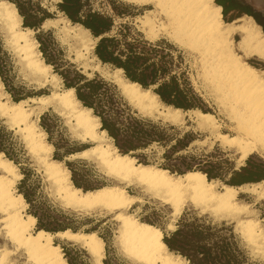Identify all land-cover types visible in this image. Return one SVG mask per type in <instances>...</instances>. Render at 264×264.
I'll return each mask as SVG.
<instances>
[{
	"label": "bare ground",
	"instance_id": "6f19581e",
	"mask_svg": "<svg viewBox=\"0 0 264 264\" xmlns=\"http://www.w3.org/2000/svg\"><path fill=\"white\" fill-rule=\"evenodd\" d=\"M125 1L145 8L136 21L142 23L141 32L147 40L164 37L193 55L203 87L213 96L228 121L227 131L213 113L200 109L183 111L165 105L150 88H142L126 79L121 69L109 71L101 67L93 54L100 75L116 84L121 95L143 116L155 113L157 118L174 125L183 124L187 119L207 134L205 139L194 140L193 144L209 139L211 144L216 142L232 150L235 168L244 165L252 154L264 159V69L250 62L257 59L264 64V31L253 17L244 15L225 21L221 6L214 0ZM58 24L67 40L76 45V58H85L93 51L97 38L65 17L48 18L42 28ZM0 30L34 80L39 84L61 81L51 65L44 62L35 31L23 26L16 6L8 0H0ZM236 36L238 40H235ZM84 65L88 66V63ZM192 84L197 87L195 80ZM48 108L64 115L73 124L75 137L91 143L65 158H95L104 168L105 175L114 179V184L92 190H83L73 184L71 172L64 162L51 156L53 145L38 124L40 115ZM0 115L8 118L10 129L21 132L62 206L113 215L112 219L118 223L116 242L127 260L121 264H187L180 255L168 250L158 226L129 211L135 203L143 201V196L167 205L171 210V221L180 217L186 205L201 214L210 213L217 220L231 219L241 238L254 251L264 255V217L257 216L255 203L239 197L248 194L256 202L264 201V179L232 185L209 179L198 170L179 174L140 162L131 153H121L112 138L101 129L99 118L76 98L73 88H57L48 94L13 101L0 80ZM22 176L18 166L0 152V237L10 245V248L6 244L0 246V264H18L15 257L19 256L24 258L21 264H69L55 238L85 250L92 264H102L104 240L96 231L35 229L37 219L26 212L28 203L16 187ZM128 186L138 187L140 195L129 193ZM167 228L173 230L175 224L169 222Z\"/></svg>",
	"mask_w": 264,
	"mask_h": 264
},
{
	"label": "trees",
	"instance_id": "16d2710c",
	"mask_svg": "<svg viewBox=\"0 0 264 264\" xmlns=\"http://www.w3.org/2000/svg\"><path fill=\"white\" fill-rule=\"evenodd\" d=\"M8 1L16 6L22 17L23 26L37 31L34 37L39 44L38 48L44 62L51 65L52 71L61 78L64 87L73 88L75 96L81 104L90 108L92 113L99 118L101 129L105 130L107 135L112 138L113 144L119 152H133L134 155H132L137 156L135 152L145 150L157 143L163 147L170 146L169 149L174 153L177 148H185L193 140L187 133L182 137L167 135L166 124L141 116L136 110H132L124 101L116 84L104 79L97 72L89 77L73 63L65 60L62 50L57 47L56 41L49 31L41 29L42 23L51 15L38 0ZM215 1L220 4L219 0ZM123 6L127 8L126 5ZM111 7L118 17L130 14L125 10H118L114 3H111ZM56 8L72 24L83 26L90 31L93 37L97 38L93 54L102 65L110 66L112 69H121L126 79L138 83L142 88H150L165 105L183 111L190 109L207 111L203 107L201 98L194 92L185 72L180 74L175 72V67L179 66L173 54V51H176L173 45L163 39L154 42L146 40L139 32L132 31L127 23H120L119 27L114 29L113 16L95 10L92 7V0H59L56 3ZM223 12L226 15L225 8H223ZM10 69L9 55L0 43V80L5 91L13 101L32 96V93L24 91L23 86L15 88L13 83L7 80ZM45 117L46 113L40 115L39 125L47 133H50L51 130L45 122ZM186 137L188 138L187 142L181 143L182 139ZM48 141L54 147L53 158L62 161L64 157L86 148L65 150L59 153L60 147L51 140ZM172 141L174 143H171ZM18 151L12 131L8 130L0 120V152L19 167L23 174L19 183V192L27 203L32 204L29 195L20 189L28 181L29 171L22 165ZM163 156L168 157V152L165 151ZM187 157L190 161H185L183 167H176V173L198 170L205 173L209 179L224 180L212 169L200 167V162H196L195 155L190 154ZM226 161L230 171V179L225 181L228 184L233 185L232 181L235 179L249 178L252 181H259L261 177H264V170H262L264 164H247L237 171L233 169L231 161ZM81 162V159L64 161L71 172L73 184L83 190L101 187L102 185H89L81 182L78 177L80 169L76 167V164ZM192 162L195 164L193 165ZM160 166L168 169L165 165ZM169 170L173 172L172 169ZM28 213L36 217L37 229L57 232L67 228L65 226L50 227L42 222L36 211H28ZM159 228L162 230V240L168 250L180 255L187 261V264H260L251 261L247 250L242 246L231 225H227L224 221L213 223L207 214L185 210L177 219L173 230L166 231ZM68 263L72 264L70 261Z\"/></svg>",
	"mask_w": 264,
	"mask_h": 264
},
{
	"label": "rangeland",
	"instance_id": "374dc122",
	"mask_svg": "<svg viewBox=\"0 0 264 264\" xmlns=\"http://www.w3.org/2000/svg\"><path fill=\"white\" fill-rule=\"evenodd\" d=\"M38 1L41 3V5L44 8H46L47 12L51 15V17L49 18L57 19V18L65 17L56 8V3L59 0H38ZM240 1L249 4L253 10L264 13V0H240ZM111 3H114L118 10L120 11L125 10L130 14L125 15V17H118L117 15H115L111 7ZM123 5H126L127 8H124ZM92 7L95 10H98L104 14L113 16L114 25H115L114 29H117L120 23H127L128 26L132 29V31L139 32L143 36V38H145L144 34L141 32L142 23L136 21V17L140 16L145 12V8L137 4L127 2L125 0H92ZM221 15L223 20L231 21L240 16H244L248 14L238 11L237 9H231L228 13H226V15H224V12L221 11ZM255 22L258 23L256 20ZM60 26H61L60 24L56 26L47 25L46 27H43L41 29L43 31H49L50 35L56 41L57 47H59V49L62 50L65 60L69 61L70 63H73L81 72L83 71L82 73L86 74L89 77L93 76L95 72L100 74L99 73L100 70L98 69V67L95 66L98 64V61L96 59L94 60L92 57L93 51H91L88 55H86L85 58L82 59L76 58L75 56L76 45L72 41L67 40V38L64 36L63 32L61 31ZM261 29L262 31H264V28L261 27ZM4 34L5 33L2 30H0V43L2 45V48L9 55V60L11 64V69L7 74L8 75L7 80L12 82L15 88H18L19 86H23L24 91L28 93H32V96L48 94L52 90H55L57 88H65L62 81H57L56 84L51 81H47L46 83H43L45 85L44 86L43 84H39L36 80H34V77L28 73V71L24 68L21 61L19 60L18 56H16L17 55L16 52L7 42L6 35ZM160 39H163L165 42L173 45L176 48V51H173V54L175 55L179 67H175V72L177 74H180L183 71L185 72V75L188 77L194 92L203 101V107L207 111L213 113L221 121L223 130L227 131L226 127L228 121L224 117L221 108L216 103L213 96L209 93V91H207L206 88L203 87L202 79L198 74V65L195 62L193 55L190 54V52L185 48L183 47L180 48V46L174 44L173 42L169 41L164 37H160L159 39L152 40V42ZM238 39L239 37L236 36L235 40ZM250 62L257 67L264 69V64H262L257 59H252ZM87 63L88 66L84 65ZM100 66L105 67L109 71L114 70L107 65L101 64ZM194 80L197 83V87H194L192 84ZM53 85L55 86L53 87ZM122 97L124 101L129 105V107L132 110H135L128 103V100L124 96ZM43 113H46L45 122L47 123L51 132L47 133L40 125L39 126L45 131L47 140H51L60 147L59 153H62L65 150H79L81 148L88 147L91 145L90 142H82L77 137H75L76 136L75 128L74 127L72 128L73 124L69 122L64 115L60 116L57 112H54V109L52 108H48ZM137 113L143 116L138 111ZM144 117H149L154 121H161L163 124H166L167 135L182 137L185 133H187L190 135V137L193 138V140L185 148L182 149L177 148L176 149L177 151H175L174 153L171 152V150L169 149L170 146L163 147L161 145H158L157 143H154L145 150L142 151L139 150L135 152L137 155L135 157L140 162H147L149 164H154L158 166L165 165L168 167V170L172 169V171L176 173L175 168L183 167V163L185 161L186 162L190 161L187 156L192 154L197 157L196 162H200V167L212 169L215 173L221 175L224 178V180L215 178L221 182L229 181L230 179L229 164L226 160L231 161L234 167L233 169L237 171L240 170L242 166H246L247 164L248 165L252 163L264 164V159H262L257 154H252L246 159L244 165L235 168L236 167L235 154L233 153L232 150L222 147L216 142L211 144V141L209 139H206V141L204 142L197 141V143L193 144L194 140L205 139L207 134L197 129L187 119L183 124L174 125L169 122L167 123L162 119L157 118L155 113L150 116H144ZM0 120L8 130L12 131L14 140L16 142V148L19 149L18 157H20L21 159L20 161H22V165L24 166V168L29 171L28 181L20 188L24 190L32 200V204L28 203L26 212L36 211V213L41 217L42 222L50 227L65 226L67 228L70 229L72 228L75 230H94L104 240L105 258L103 259L102 264H121L127 262L126 258L122 255L119 249L118 242H116L117 241L116 230L118 227L117 226L118 223L112 219L113 215L111 213H100L98 211H90V212L76 211L62 206L58 198H56L54 188L47 179L45 173L43 172V168L41 167L40 163L38 162V160L36 161L35 156H32L31 152L28 150L21 132L9 128L10 121L8 120L7 117H2L0 115ZM187 140H188L187 137L183 138L181 143H186ZM171 143H174V141H172ZM165 151L168 152V157L163 156V153ZM53 153H54V149L51 154L52 157H53ZM131 154H133V152ZM79 159H81L82 162L76 164V167L80 169L78 172L79 173L78 177L79 179H81L82 183H86L89 185H106V184L115 183L113 178L105 175L104 168L98 163V161L95 158H91V159L75 158L69 161L79 160ZM64 161H68V160H66L64 157L63 162ZM192 164L194 165L195 162H192ZM262 170H264V168H262ZM262 178L264 177H261L259 180H261ZM21 179L18 181L16 185L18 191H19V183L21 182ZM234 181L236 183V180H233L232 183H234ZM252 182H256V181H250L248 183H252ZM235 183L233 185H238ZM248 183H243V184H248ZM135 187L136 186H128L127 190L131 194L140 195L139 194L140 192H138L139 188L138 187L135 188ZM239 197L240 199L246 202L255 203L253 204V207L254 210H256L255 212L257 216L264 217V201L256 202L255 199L248 194H240ZM185 210L195 211L199 213V211L197 209H194L191 205H186L183 211ZM129 211L139 219L147 220L152 224L163 228L166 231H168L167 224L169 222H173L175 224L177 221V220L171 221L172 220L171 210L167 205H164L160 201L152 199L147 196H143V201L139 203L138 202L135 203L129 209ZM207 215L213 221V223H220L221 221H224L226 222L227 225H231L233 227L234 232L239 237L242 246L247 250L249 257L251 258V261L264 264V255H261L259 252L254 251L249 245V243L243 238H241V235L238 232V230L237 229L235 230L234 222L231 221V219L217 220L218 218L215 217L214 215L212 214L210 215V213ZM36 228L37 227L35 225V229ZM55 240H56L55 242L60 243L61 248L63 250V254L67 261H70L72 264H92L91 258L88 255V253L79 246L64 240L61 241L58 238H55ZM4 244H6V241L0 237V246H3ZM6 246L10 248V245L6 244ZM15 260L17 261L18 264L24 262V258L22 256H19V258L15 257Z\"/></svg>",
	"mask_w": 264,
	"mask_h": 264
},
{
	"label": "flooded vegetation",
	"instance_id": "af4514ba",
	"mask_svg": "<svg viewBox=\"0 0 264 264\" xmlns=\"http://www.w3.org/2000/svg\"><path fill=\"white\" fill-rule=\"evenodd\" d=\"M219 1L221 6V11H223V8H225L226 13H228L231 9H237L238 11H241L253 17V19H255L259 23V25L262 28H264V13L253 10L251 6L246 2H242L240 0H219ZM250 181L252 180L249 178H241L240 180H236V183H248Z\"/></svg>",
	"mask_w": 264,
	"mask_h": 264
},
{
	"label": "water",
	"instance_id": "95a60500",
	"mask_svg": "<svg viewBox=\"0 0 264 264\" xmlns=\"http://www.w3.org/2000/svg\"><path fill=\"white\" fill-rule=\"evenodd\" d=\"M41 28H42V26H41ZM36 32H37V31H36ZM39 118H40V117H39ZM65 159H66V158H65ZM66 160H68V161H69V160H71V159H66ZM241 184H243V183H241ZM241 184H238V185H241Z\"/></svg>",
	"mask_w": 264,
	"mask_h": 264
}]
</instances>
